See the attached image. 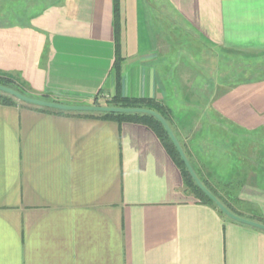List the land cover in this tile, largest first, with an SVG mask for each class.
Listing matches in <instances>:
<instances>
[{"label": "crops", "instance_id": "0c3cea01", "mask_svg": "<svg viewBox=\"0 0 264 264\" xmlns=\"http://www.w3.org/2000/svg\"><path fill=\"white\" fill-rule=\"evenodd\" d=\"M37 6L0 8V74L161 104L200 178L264 218V0ZM20 101H0V264H264V230L189 192L149 126Z\"/></svg>", "mask_w": 264, "mask_h": 264}, {"label": "trees", "instance_id": "16d2710c", "mask_svg": "<svg viewBox=\"0 0 264 264\" xmlns=\"http://www.w3.org/2000/svg\"><path fill=\"white\" fill-rule=\"evenodd\" d=\"M45 4H40L37 7H43ZM21 10V9H19ZM0 85L2 86H6L9 87L11 89H14L26 96L29 97H34L31 96L29 94V92L19 83L16 81V79H14L11 76H6L3 74H0ZM38 99H42V100H46V101H53V102H59L58 100L51 98L50 96L44 95L42 97H37ZM18 100L17 98H15L14 96L2 92L0 91V101L2 102H12ZM20 101V100H19ZM21 102V101H20ZM26 105H32L29 103H25ZM62 103V102H60ZM94 104H99V105H109V106H119V107H143V108H149L152 110L157 111L158 113H160L163 117H165L168 120L167 117V110L165 109L164 106H162L161 104L152 101V100H143V99H129V98H121V97H115L112 98L110 100H105L104 103L98 102V100L96 99V101L94 102ZM36 106V105H34ZM39 107V106H37ZM39 108H42L44 110H51V111H55V112H65L63 110H58V109H54V108H48V107H44V106H40ZM78 114H88V115H97V116H101L104 118H117L121 121H133V122H138V123H143L146 124L147 126H149L152 130H154L156 132V134L160 137V139L162 140V142L164 143L166 149L168 150V152L170 153V155L172 156V158L175 160V162L177 163V165L180 167L184 180H185V185H186V189L193 193L194 195H196L197 197H199L202 201L214 206L215 208L218 209V211L225 215L223 211H221L217 205L199 188V186L195 183L194 179L192 178L191 174L189 173L184 161L182 160L178 150L176 149L174 143L172 142L168 132L166 131V129L164 128V126L162 125V123L155 118L152 115L149 114H129V113H112V112H78ZM201 180L205 183V181L201 178ZM205 185L234 213H236V211L213 189L211 188L207 183H205ZM226 216V215H225ZM227 217V216H226ZM260 223L264 224V218L262 217H258L257 220Z\"/></svg>", "mask_w": 264, "mask_h": 264}, {"label": "water", "instance_id": "95a60500", "mask_svg": "<svg viewBox=\"0 0 264 264\" xmlns=\"http://www.w3.org/2000/svg\"><path fill=\"white\" fill-rule=\"evenodd\" d=\"M0 91L8 93L19 100L24 102L44 106L48 108H54L64 111H76V112H112V113H129V114H149L157 118L166 131L168 132L172 142L174 143L176 149L178 150L182 160L184 161L189 173L191 174L192 178L194 179L195 183L199 186V188L217 205V207L224 212L226 216L229 218L238 221L240 223H244L261 230H264V224L260 223L255 220L247 219L241 217L234 212H232L200 179L199 175L197 174L195 168L193 167L188 155L186 154L182 144L180 143L178 137L176 136L174 130L172 129L168 120L163 117L160 113L155 110L143 107H119V106H105V105H71V104H64L59 102L53 101H46L38 98H33L26 96L14 89H11L6 86L0 85Z\"/></svg>", "mask_w": 264, "mask_h": 264}, {"label": "rangeland", "instance_id": "374dc122", "mask_svg": "<svg viewBox=\"0 0 264 264\" xmlns=\"http://www.w3.org/2000/svg\"><path fill=\"white\" fill-rule=\"evenodd\" d=\"M52 1L53 0H0V8H2V10H3V9H6V7L8 5H13V4L15 5V4H17L18 5V8L20 7V9H23L22 7L25 6V5H27V6H29V5L36 6V5H40V4H43V3L48 4V3L52 2ZM4 21H8V19H6V20H4V19L0 20V22H4ZM18 21H23V20L22 19H18ZM95 101L96 100H94V102ZM94 102L92 104H90V105H99V104H94ZM98 102L104 103L105 101L98 100ZM105 106H109V105H105Z\"/></svg>", "mask_w": 264, "mask_h": 264}]
</instances>
